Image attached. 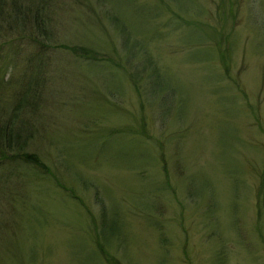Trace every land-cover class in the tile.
I'll use <instances>...</instances> for the list:
<instances>
[{
  "label": "rangeland",
  "instance_id": "rangeland-1",
  "mask_svg": "<svg viewBox=\"0 0 264 264\" xmlns=\"http://www.w3.org/2000/svg\"><path fill=\"white\" fill-rule=\"evenodd\" d=\"M175 1H50L37 102L0 162V264H264V0ZM32 49L3 46L4 81Z\"/></svg>",
  "mask_w": 264,
  "mask_h": 264
},
{
  "label": "trees",
  "instance_id": "trees-1",
  "mask_svg": "<svg viewBox=\"0 0 264 264\" xmlns=\"http://www.w3.org/2000/svg\"><path fill=\"white\" fill-rule=\"evenodd\" d=\"M51 0H0V50L3 48V46L12 44L13 42L19 41L22 42L23 40H26L29 44L34 45V49H32L29 52V57L27 58V61L25 60V63L22 64L23 66V74L26 76V81L21 80H15L14 77L12 80L9 79L7 82L3 79L5 78V74L7 70H2L0 67V162L4 159H12V157L9 156V153L12 151V148L16 145L14 142H17L20 138L19 132H14L15 127H17V123L21 121V116L24 114V110L26 108L31 107L33 103H36L37 96L34 99V95H36V91L38 89V86L42 83L43 76H44V67L46 65L43 64V59L45 58V48L44 45H42V38L41 37H47L49 34V28L45 25V17L47 15L46 9L50 7ZM159 1V0H157ZM162 1V5H165L167 0H160ZM174 1L175 0H170ZM135 8V7H133ZM148 10H152L154 14V9L150 6H147ZM121 13L112 14V23H115V28H117L120 32L123 33V31H126V26L124 25L125 19H123L120 15ZM174 19L181 22V16L174 14ZM154 17V15H153ZM151 16L147 18V22L151 21ZM143 21L141 22V25L138 26L140 30L144 27ZM147 27H150V24L146 23ZM159 27V26H158ZM157 29V28H156ZM126 33V32H125ZM124 33V34H125ZM190 33V32H189ZM129 33L126 34V37L124 38L122 44L128 46L130 38ZM155 37L157 36L154 34ZM5 39V40H2ZM185 38V35L182 39ZM184 41V40H183ZM141 44H145L144 42H140L137 40L136 42L133 41L132 48H134V45L138 46V48H141ZM136 46V47H137ZM47 47V46H46ZM50 47V46H49ZM65 48L70 49L71 52H73L78 57L89 59L92 61H108L112 62L117 67H122V65L119 62H116L112 60L111 58H107V54H104V52L99 53L97 50L91 47L87 46H81V45H72V46H65ZM23 56L21 59L24 58V50H23ZM225 54H222L221 59H225ZM16 56L15 52L10 55ZM150 59L148 61L146 60V63L141 68L143 72L145 73V76H147V80H150L148 82L149 86H145L144 90L158 92V90L154 89L156 86V82L161 77V73L163 74L164 69L161 70V67L158 65H155V62L151 60V57L148 56ZM14 59V58H12ZM36 63H33L36 61ZM39 60V61H38ZM10 63V62H9ZM11 64V63H10ZM130 78L133 81L134 89L137 91V93L140 92L138 85H136V81L134 76L130 75ZM159 78V79H158ZM15 80V85H17V88L15 89L14 94L12 97L8 98V95L6 91H10V83ZM12 88V87H11ZM163 109V113H166L168 116L169 114ZM162 109H160L162 111ZM15 155H21L23 158L26 159V161H38L37 157L34 154L31 153H19L16 152ZM262 177H264V169L262 172ZM96 191L100 193V190L98 189V186L94 183H92ZM106 214L105 209L101 206V210L99 211L100 218H103V216ZM94 220V219H93ZM93 229L98 230V226L93 225ZM103 231L97 232L94 234L97 247L96 250L101 254H109L105 249L104 245L110 243V239L106 241L103 237ZM105 240V241H103ZM110 255V254H109ZM111 258H113L112 255H110ZM109 256H106L107 262L110 264H119L118 262L111 261V258ZM110 260V261H108ZM112 262V263H111Z\"/></svg>",
  "mask_w": 264,
  "mask_h": 264
}]
</instances>
